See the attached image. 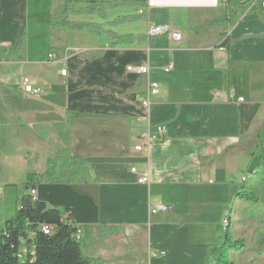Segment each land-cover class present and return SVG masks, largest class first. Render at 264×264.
I'll return each instance as SVG.
<instances>
[{
	"label": "crops",
	"instance_id": "obj_1",
	"mask_svg": "<svg viewBox=\"0 0 264 264\" xmlns=\"http://www.w3.org/2000/svg\"><path fill=\"white\" fill-rule=\"evenodd\" d=\"M98 1L144 2L109 10L105 18L70 19L98 24L127 40L88 29L53 30L56 0H0V48L12 50L23 33L27 39L22 60L0 57V158L8 156L5 164L15 165L10 157L22 138L26 176L44 174L65 147L87 159V184L40 180L61 205L71 206L83 231L84 254L108 264H152L146 256L159 249L152 236L148 243L146 222L165 236L202 219L203 205L223 206L228 183L218 182L219 176L240 166L241 158L247 165L257 147L254 124L264 117L257 99L264 78V7L246 5L229 17L225 0ZM126 16L141 17L117 21ZM150 26L169 29L149 36ZM173 31L182 32V41L172 38ZM129 66H148L149 73L131 72ZM24 77L42 93H26ZM153 82L158 94L147 109L142 100ZM255 104L260 109L242 133V112L247 119ZM148 123L166 130L150 149L136 151ZM133 167L150 172L149 185L137 182ZM153 205L169 210L151 215ZM15 217L0 220V226ZM215 221L220 234V216ZM209 232L202 246L216 243Z\"/></svg>",
	"mask_w": 264,
	"mask_h": 264
},
{
	"label": "trees",
	"instance_id": "obj_2",
	"mask_svg": "<svg viewBox=\"0 0 264 264\" xmlns=\"http://www.w3.org/2000/svg\"><path fill=\"white\" fill-rule=\"evenodd\" d=\"M64 4L60 11L53 13L51 18L53 30L62 29H88L97 35L110 33L111 36L119 38L120 42L127 37L115 36L111 31H105L95 23L75 24L70 19L82 15H98L105 18L109 10L120 6L141 5L143 1H80L63 0ZM226 15L236 16L242 12L249 1L225 0ZM141 16H126L117 21L136 19ZM114 34V35H113ZM27 46L25 33L12 50L0 48V57L6 55L8 58L22 60ZM260 109L259 104L250 107L247 119L241 121V132H246L256 114ZM261 157L264 161V121L261 133ZM253 155V153H252ZM264 175V172L262 173ZM90 174L87 159L73 156L68 147L59 151L58 155L49 160V167L44 174L29 173L25 183L27 194L23 195L17 210L16 217L7 220L0 226V264H108L100 258L88 257L84 254L81 241L75 236L78 229L77 223L73 221L71 206H66L64 213L48 202L33 198L31 190L37 188L41 179L47 183H66L71 185L87 184ZM264 179V177H263ZM243 178L242 181H244ZM246 181V180H245ZM243 198L253 199L264 203L263 196L256 194L240 193ZM226 220V235L223 242L210 244L207 250L205 264H237L231 259L232 252L242 251L246 247L244 239H234L230 232V215ZM50 225L53 231L46 234L42 226Z\"/></svg>",
	"mask_w": 264,
	"mask_h": 264
},
{
	"label": "rangeland",
	"instance_id": "obj_3",
	"mask_svg": "<svg viewBox=\"0 0 264 264\" xmlns=\"http://www.w3.org/2000/svg\"><path fill=\"white\" fill-rule=\"evenodd\" d=\"M55 4V12H57L62 9L64 1L56 0ZM122 7H126L128 10V6ZM129 12L127 11L124 15ZM131 12L134 11L131 9ZM262 82L257 87V99L264 104V78ZM263 118V114H260L254 124L253 135L255 138L253 142L257 147H255L247 165L243 164L244 160L241 158L240 166L237 164L233 171L222 173L223 175L219 176V180H217L218 182L220 179L226 180L228 183L227 187L224 188L223 206L216 203L203 205L202 219L193 220L191 227L180 231L176 230L174 233H167L165 236L158 235L155 229L151 228V220L146 222L148 243L151 242L152 236L155 249H159L157 254H155V250L150 256L147 254V261L152 260V264H205L208 246L205 247L202 244L208 238L209 228L214 232L212 242H223L226 235L224 219L230 215V232L234 239L242 238L246 242V247L242 251L232 252L231 259L237 264H264V203L261 199L254 201L239 195L242 192L263 196L264 193V175H262L264 161H262L260 153ZM4 145H6L5 141L2 143V149ZM25 146V139L20 138L16 142L18 151L15 157L14 154L10 157L12 158L11 161H14L13 158H15V165L5 164L8 156L0 158V187L3 189L0 193V220L15 217L22 196L30 192L25 186L28 177L25 171V160H28L24 151ZM7 149L8 146H6V151ZM243 178L246 181H242ZM37 186L40 188V192L42 191V194L46 196L48 204L58 206L57 208L64 213L65 206L61 205V200L58 199L57 194L50 191L43 182H39ZM218 216L221 218L220 234L217 233L215 221ZM102 218V220L106 219V211H103ZM155 243H158V246ZM191 244L195 246H191Z\"/></svg>",
	"mask_w": 264,
	"mask_h": 264
},
{
	"label": "built area",
	"instance_id": "obj_4",
	"mask_svg": "<svg viewBox=\"0 0 264 264\" xmlns=\"http://www.w3.org/2000/svg\"><path fill=\"white\" fill-rule=\"evenodd\" d=\"M245 1H249L248 4V8L249 10H252L257 3H261V5L264 7V0H245ZM169 27H154V26H150L149 30H148V34L149 36H156V35H160L163 32H165L166 30H168ZM172 38L178 42L182 41L183 39V34L180 31H173L172 32ZM172 65H168L164 68L165 72H169L172 69ZM128 70L131 72H136L140 75H144V74H148L149 73V67L148 66H143V67H134V66H129ZM66 70L63 69L61 71L62 75H66ZM23 86H24V91L26 93L29 94H33V95H40L42 93V89L39 87H35L31 78L30 77H24L23 78ZM158 89H159V84L156 82L151 83L150 85V89L147 93V95L143 98L142 100V104L145 108H149L150 104H151V97L155 96L158 94ZM235 92L232 90L231 91V95L234 96ZM239 102H243L244 98L240 97L238 99ZM166 130L165 126L163 125H158L155 128L152 127V125L150 123H148V126L146 128V130L144 131V133L141 135V137L139 138V143L138 145L135 146V150L136 151H143L146 149H150V147L152 146V144H154L159 136L164 133ZM132 173L136 174L137 176V182L139 184H143V185H149L151 182V175L150 172L148 170L144 171V172H139L138 169L136 167H133L131 169ZM0 191H1V187H0ZM31 194L33 196L34 199H36L37 196V190L36 188L31 190ZM169 210V207L166 205H157V206H150L149 207V212L151 215L157 214V213H161V212H167ZM42 229H45V231H48L49 234L53 231V227L50 225H43ZM82 228L78 225V229L75 233V236L78 240H81L82 238Z\"/></svg>",
	"mask_w": 264,
	"mask_h": 264
},
{
	"label": "bare ground",
	"instance_id": "obj_5",
	"mask_svg": "<svg viewBox=\"0 0 264 264\" xmlns=\"http://www.w3.org/2000/svg\"><path fill=\"white\" fill-rule=\"evenodd\" d=\"M43 231H44L46 234H49V232H48V231H45V229H43Z\"/></svg>",
	"mask_w": 264,
	"mask_h": 264
}]
</instances>
